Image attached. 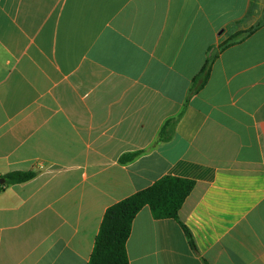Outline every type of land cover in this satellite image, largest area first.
Masks as SVG:
<instances>
[{
	"label": "crops",
	"instance_id": "crops-1",
	"mask_svg": "<svg viewBox=\"0 0 264 264\" xmlns=\"http://www.w3.org/2000/svg\"><path fill=\"white\" fill-rule=\"evenodd\" d=\"M165 176L195 187L136 215L130 264H264V0H0V264H88Z\"/></svg>",
	"mask_w": 264,
	"mask_h": 264
},
{
	"label": "trees",
	"instance_id": "trees-1",
	"mask_svg": "<svg viewBox=\"0 0 264 264\" xmlns=\"http://www.w3.org/2000/svg\"><path fill=\"white\" fill-rule=\"evenodd\" d=\"M252 32L253 30H249L233 36L221 46V49L243 40ZM217 56L218 53L210 55L202 71L193 82L192 93L197 92L207 82ZM136 155H127L123 160L131 161ZM34 176L33 172H12L6 178L8 183L15 184L25 183L33 179ZM194 187L195 182L191 180L165 176L147 189L109 207L105 212L88 264H130L127 242L136 215L148 206L156 219H178L179 212Z\"/></svg>",
	"mask_w": 264,
	"mask_h": 264
},
{
	"label": "water",
	"instance_id": "water-1",
	"mask_svg": "<svg viewBox=\"0 0 264 264\" xmlns=\"http://www.w3.org/2000/svg\"><path fill=\"white\" fill-rule=\"evenodd\" d=\"M5 180H1L0 183H4Z\"/></svg>",
	"mask_w": 264,
	"mask_h": 264
}]
</instances>
